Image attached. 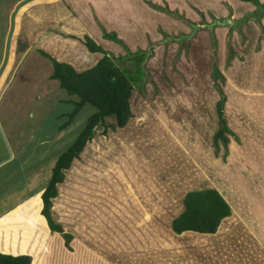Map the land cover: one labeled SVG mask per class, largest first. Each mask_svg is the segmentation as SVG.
I'll return each instance as SVG.
<instances>
[{
  "label": "rangeland",
  "instance_id": "1",
  "mask_svg": "<svg viewBox=\"0 0 264 264\" xmlns=\"http://www.w3.org/2000/svg\"><path fill=\"white\" fill-rule=\"evenodd\" d=\"M150 1L170 8L173 15H146L144 5L141 19L123 15L131 22L128 26L121 16H113L119 21L110 24L108 15L95 17L97 27L88 35L117 60L128 52L147 51L144 79L131 105L134 112L143 105L141 112L153 114L163 136L156 143L153 127L146 125L132 138L120 140L115 134L120 128L112 127L114 118L96 128L57 186L63 211L56 217L70 229H64L72 235L69 246L63 234L50 230L42 214V195L57 159L95 108L85 107L61 130L77 98L64 95L57 81L45 84V78L53 72L51 59L56 60L60 50L63 61L75 59L83 66L75 67L78 72L95 66L104 55L87 50L84 32H75L79 43L62 38L39 43L36 36L41 32L19 38L15 64L26 70L19 82L24 88L0 107V230H36L31 237L36 254L17 255L29 256L31 264H264V17L247 21L258 8L242 0ZM99 22L124 45L107 39ZM85 23L92 27L89 18ZM30 44L31 53L23 60L22 47L29 49ZM93 55H99L97 62L90 61ZM121 65L134 69L127 60ZM216 69L224 82L215 79ZM20 71L13 69L17 75ZM221 91L230 129L227 147L214 142ZM164 140L169 152L161 155ZM152 161L163 162L156 171L164 176L160 180L147 169L153 170ZM201 184L202 189H217L230 204L232 215L220 227L230 226L232 237L222 233L199 239L171 230L185 210L184 197ZM135 221L143 230L134 228ZM40 231L51 235L43 241ZM213 239L219 242L215 245Z\"/></svg>",
  "mask_w": 264,
  "mask_h": 264
},
{
  "label": "trees",
  "instance_id": "2",
  "mask_svg": "<svg viewBox=\"0 0 264 264\" xmlns=\"http://www.w3.org/2000/svg\"><path fill=\"white\" fill-rule=\"evenodd\" d=\"M242 1L245 3H251L258 8L254 15L248 16L247 21L256 20L255 15L258 16L259 14L264 17V3H261L260 0ZM145 3L156 11L165 12L167 15H173V12L168 7L161 8L147 0H145ZM104 33L105 37L110 41L119 45H124L123 41L118 38L117 34L108 33L105 30ZM85 45L92 54L101 53L104 55L95 66L88 70L78 72L75 67L78 69H82L83 67L70 58L66 59L75 67L71 64L51 59L54 69L50 80L59 83V88H61L62 92L64 91L63 94L67 93L69 97L77 98V100L73 101L74 109L70 114V119L62 126L61 130L70 126L85 107L91 106L95 108V112L89 118L83 131L74 143L57 159L56 165L52 170L49 184L42 195L44 204L42 214L47 220L52 232L64 235L67 246H69L72 240V235L64 233V229H70L65 225L63 220L57 219L56 217V213L58 214L60 211H63L61 210V204L58 203L60 199H56L58 197L57 186L64 182L65 171L71 169L74 161L80 158L88 143L93 139L95 130L99 125H106L107 119L114 118L116 120V125H113V128L124 129L128 126L133 114L131 105L132 96L136 87H141L140 83H142L144 79V68L142 64L147 59V51L145 50L137 53L128 52L127 56L120 57L117 60L89 36L85 37ZM60 51L61 52L58 51V54H55V57L62 61V54L64 52H62L63 50ZM93 56L95 57H91L90 61L97 62L99 55ZM125 60L130 61L134 69L123 67L121 63ZM219 78H222V75L220 71L216 69L215 79ZM222 80L224 82V78H222ZM220 96L221 98L217 103L219 128L214 136V142L216 146L222 144L224 147H227L229 143L228 134L230 133V129L225 118L226 96L223 91L220 92ZM130 125V132L137 128L135 120L130 123ZM115 134L118 139L123 140L118 133ZM142 165L145 164L142 163ZM147 169L153 176V171L149 168ZM153 177L155 180H159L155 174ZM172 198L176 199L174 196ZM53 200L55 201L54 207ZM183 203L185 205L184 212L172 222L171 230H173L175 234H187L189 236L192 234L199 239H212L219 237L217 234L222 233H228L229 236L231 235L232 231L230 226L225 227L224 225L223 228L220 227L225 219L231 217V206L217 189L191 191L186 194ZM61 215H63V213ZM125 218L128 222L127 219L131 218V216L128 214ZM136 222L137 221H135L134 224H137ZM132 225L129 224V226ZM134 228L142 229L139 223ZM218 229L219 232L217 233ZM3 231L6 232L5 241L1 238V235H3L2 233H4ZM71 231H73V229H71ZM74 231L79 233L78 229H75V227ZM136 231H134V233ZM35 232V229L0 230V252L16 256L27 254L34 256L36 254V246H31V237ZM40 234H42V236L44 235L43 241L46 240L47 236L51 235L50 233L45 234L41 231ZM18 239H21V244L17 242ZM214 241L219 240L213 239V242ZM43 248L45 249V245H43ZM1 253L0 264H31V258L29 256L15 257L11 255H3Z\"/></svg>",
  "mask_w": 264,
  "mask_h": 264
},
{
  "label": "crops",
  "instance_id": "3",
  "mask_svg": "<svg viewBox=\"0 0 264 264\" xmlns=\"http://www.w3.org/2000/svg\"><path fill=\"white\" fill-rule=\"evenodd\" d=\"M147 1H150V0H147ZM121 4H125V5L122 6ZM44 5H46V7ZM144 5H145V9L143 7ZM113 8L116 10H114ZM143 9L146 15H149V14L152 15V12H157L156 10L148 6L145 3V0H0V107L1 106L5 107V104H6L5 100H7V102L8 100L9 101L12 100L11 98L13 95H15V91H17V95H18L19 91H21L22 88H24L23 86L24 82L22 84L21 83L19 84V82L22 80V77H23L22 71L24 69H22L21 67L20 68L17 67L18 65L15 64L16 63L15 58H16V53H17L16 49L18 48L19 43H21L19 38L22 34L41 32L39 37L36 36V38H39L37 40L41 41L39 43H42L44 41L49 42V40L51 39L58 40L57 38H62L65 40H71V41L78 42V39H80V36L76 35L77 33H83V32L86 33L84 36V39H85L86 36H90L88 35L89 31H91L92 28L97 27L96 22L98 21V19L95 20L94 19L95 17L97 18L99 17L101 18V20H103L102 18L108 15L106 20L110 24L113 20V16L115 18L121 16V18L124 19L125 25L128 26L129 24H131V22H129L128 19H126L125 17L131 16L132 19H135V17H138L141 19L140 17L141 14H139V12L142 11ZM190 9H191V6H190ZM86 17L89 18L90 24H92L91 28L87 27V24L85 23ZM116 21H119V20L114 19L113 23H115ZM99 25L102 27L101 31L105 30L108 33L112 32L108 30L109 28L106 27L105 23L104 24L100 23ZM33 26H34V29H33ZM36 27H39V28H36ZM52 35H54L55 38H52ZM27 46L22 47L23 48L22 54L23 55L25 54L23 60L27 59L26 56L27 54L30 55L32 47H33L30 44L31 49L30 48L28 49ZM37 48L38 47L34 49H37ZM38 50L43 51V49L42 50L38 49ZM11 60H12V63H11ZM72 60H74V62L77 63L75 59H72ZM39 62L41 64L46 63V61H43L42 58L39 59ZM60 62L73 65L72 63L67 62L65 60L64 61L62 60ZM29 63L30 62H28V64ZM13 69L14 71L16 69L21 70L20 74L17 75L16 74L17 72L16 73L13 72ZM80 72H83V71H80ZM52 74L53 72L51 73V75ZM51 75L48 78L44 77L45 84H46V81H48V79L50 80ZM15 77H16V83L13 84V81H15L14 80ZM142 108H143V105H140L139 108L137 109L138 113L136 112V115H135V112L133 111V107H132L133 114H132L131 120L127 128L120 129L117 132L120 135V137H122L123 139L125 137L132 138V136L137 135L140 129L144 128L146 125H150L151 127H153L154 132L152 131V133H154V137L157 138L155 142L158 143L159 142L158 139H160V137L163 136V131L161 129L162 125L159 123L158 119L155 118L153 114L150 115V113H146L145 110L141 112ZM5 115L7 116V113ZM2 120L3 119H1L0 124ZM134 120H135L137 128L133 129L132 132H130L129 131V127L131 126L130 123L134 122ZM157 127L159 129L158 130V132L160 133V134L158 133L159 135L157 134V131H156ZM31 134L34 135L32 132H30L29 135ZM164 144L166 145L165 148L170 146L169 143L166 141ZM161 150H162L160 151L161 155L164 154L166 151L169 152L168 148H166L165 150L164 149H161ZM165 159H166V156H165ZM13 160L14 158H11L12 162ZM143 163L147 164V162H144V161ZM162 164L163 162L161 163L158 161L157 162L152 161V165H153L152 171L159 180L162 179V177L164 176L159 174L156 171L160 169V165ZM2 165L3 163L0 164V167ZM197 188H200V189H197V190L194 189V190L195 191L205 190V189H202L203 188L202 184L199 185V187ZM173 196L176 197V195H173ZM242 233L247 235V233L244 231ZM247 237H249V234L247 235ZM217 242L219 241H214L215 245L217 244ZM247 247H249L248 243H247ZM246 255L249 256L247 253Z\"/></svg>",
  "mask_w": 264,
  "mask_h": 264
},
{
  "label": "water",
  "instance_id": "4",
  "mask_svg": "<svg viewBox=\"0 0 264 264\" xmlns=\"http://www.w3.org/2000/svg\"><path fill=\"white\" fill-rule=\"evenodd\" d=\"M5 255H11V256H15V257H17L16 255H12V254H5Z\"/></svg>",
  "mask_w": 264,
  "mask_h": 264
},
{
  "label": "bare ground",
  "instance_id": "5",
  "mask_svg": "<svg viewBox=\"0 0 264 264\" xmlns=\"http://www.w3.org/2000/svg\"><path fill=\"white\" fill-rule=\"evenodd\" d=\"M203 152V151H202Z\"/></svg>",
  "mask_w": 264,
  "mask_h": 264
}]
</instances>
